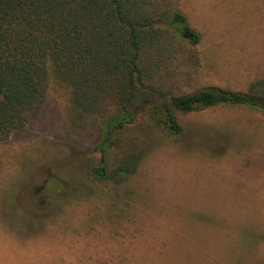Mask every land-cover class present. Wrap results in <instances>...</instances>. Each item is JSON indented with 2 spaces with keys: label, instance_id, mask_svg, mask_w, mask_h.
<instances>
[{
  "label": "rangeland",
  "instance_id": "374dc122",
  "mask_svg": "<svg viewBox=\"0 0 264 264\" xmlns=\"http://www.w3.org/2000/svg\"><path fill=\"white\" fill-rule=\"evenodd\" d=\"M170 1L201 42L156 60L158 85L246 93L264 80V0ZM177 116L179 135L143 112L103 147L98 119L51 75L40 110L0 143V264H264V115ZM101 147L108 170L142 153L136 173L95 180Z\"/></svg>",
  "mask_w": 264,
  "mask_h": 264
},
{
  "label": "trees",
  "instance_id": "16d2710c",
  "mask_svg": "<svg viewBox=\"0 0 264 264\" xmlns=\"http://www.w3.org/2000/svg\"><path fill=\"white\" fill-rule=\"evenodd\" d=\"M200 42L170 0H0V143L40 110L51 75L81 112L98 119L103 147L143 112L172 135L182 132L178 113L237 106L264 115V80L246 93L205 87L177 95L158 85L152 64ZM103 147L95 180L136 173L142 153L108 170Z\"/></svg>",
  "mask_w": 264,
  "mask_h": 264
}]
</instances>
